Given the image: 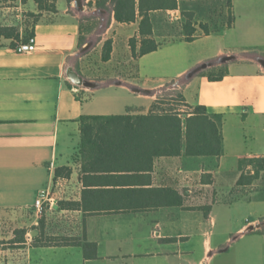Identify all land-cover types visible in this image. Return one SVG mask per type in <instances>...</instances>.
I'll return each mask as SVG.
<instances>
[{
    "label": "crops",
    "instance_id": "1",
    "mask_svg": "<svg viewBox=\"0 0 264 264\" xmlns=\"http://www.w3.org/2000/svg\"><path fill=\"white\" fill-rule=\"evenodd\" d=\"M99 1L48 0L56 8L48 12L39 10L37 0H15L20 21L25 19L20 14L25 8L38 15V22L27 21L37 50L17 54L10 41L0 39V264H214L230 243L241 239L234 251L236 264H264V172L250 186H237L244 171L254 173L245 161L264 158V0H233L232 25L227 0L180 1L177 10L152 11L153 39L161 47L136 60L129 41L141 40V18L117 23L114 5L108 1L99 6ZM186 12L195 15L197 33L192 42L184 33ZM27 23L18 27L21 35ZM201 24L208 26L209 34ZM81 36H86L83 46ZM93 38L98 54L108 39L113 40L111 60L102 61L101 71L123 52L135 62V74L97 78L87 73L83 65ZM87 43L89 50L81 53ZM192 46L198 47L196 57L184 64L183 49ZM224 57L234 59L219 62ZM206 63L213 66L202 72L226 75L210 81L199 74L182 94L187 104L222 115L221 157L161 158L151 171L116 175L113 181L121 182L119 186L102 185L98 175H82V116L124 115L128 109L146 114L165 86L156 82L159 78L181 79ZM70 65L101 87L80 88L75 94L66 76ZM115 78L116 83H108ZM186 87L194 90L186 94ZM51 163L54 173L60 168L72 170L69 178L79 190L72 203H80L83 192L90 190V207L118 208L123 202L162 198L145 191L173 188L185 204L144 212L87 214L59 209L43 218L47 229L52 218L58 223V232L48 235L82 238L85 234L89 243L97 245V258L86 259L82 246H37L38 225L30 212L38 192L52 182ZM227 163L232 168L231 183L220 174ZM253 226L259 228L249 231ZM22 229L25 242L12 243L15 231Z\"/></svg>",
    "mask_w": 264,
    "mask_h": 264
},
{
    "label": "trees",
    "instance_id": "2",
    "mask_svg": "<svg viewBox=\"0 0 264 264\" xmlns=\"http://www.w3.org/2000/svg\"><path fill=\"white\" fill-rule=\"evenodd\" d=\"M110 1L114 5V16L117 23H133L138 16L141 18L139 34L141 40L132 38L129 46L134 60L157 51L161 44L153 39V22L150 16L152 11L177 10L180 1L192 0H101L99 6H105ZM233 0H227L229 9V25H232ZM39 10L55 12L54 4L48 0H37ZM186 22L184 33L186 41L196 39L197 29L194 25V13L183 14ZM33 24L38 22V15L31 14ZM30 22L24 34L21 35L18 27L0 25V39L10 41L12 49L17 42L28 41L34 36ZM95 28L91 26L88 33ZM200 28L209 34L208 26L201 24ZM86 36H81L80 46H83ZM113 40L108 39L103 46L101 59L103 62L111 60ZM214 73H219L217 76ZM225 72L200 73L210 81H220ZM180 107V108H179ZM223 117L218 114H209L205 106H192L186 103L182 93L175 98H158L146 114L137 113L128 109L124 115L111 116H82L80 119L81 144L80 161L82 175H98L102 185L117 184L113 181L116 175L127 173H145L152 170L155 161L169 157H221L223 155ZM253 168V174L246 171L237 182V186H250L264 172V158H254L245 161ZM72 174L70 168L57 169V177L69 178ZM121 177V176H120ZM88 178V177H87ZM148 194H156L159 199H148L137 202H123L118 208L96 209L88 205L87 199L93 193L90 190L83 192L80 203L64 202L60 210H82L85 213L96 211H124L144 212L162 207H183L184 197L173 188L165 190H148ZM206 212V209H205ZM45 220L42 219L35 232L37 246H82L86 259L97 258V245L89 243L85 234L82 238L68 236H50L46 231ZM14 242H25L26 230H16ZM18 237L19 240L18 241ZM21 237V239H20ZM172 241V239H171ZM3 242L0 241V246Z\"/></svg>",
    "mask_w": 264,
    "mask_h": 264
},
{
    "label": "rangeland",
    "instance_id": "3",
    "mask_svg": "<svg viewBox=\"0 0 264 264\" xmlns=\"http://www.w3.org/2000/svg\"><path fill=\"white\" fill-rule=\"evenodd\" d=\"M23 1H27V0H23ZM17 8L18 7L15 4V0H0V25L1 24H16L17 27H21L22 25L26 24L27 21L33 22L34 18L30 16L31 14H33V12L30 9L25 8L26 11H24L23 13H20L22 14L23 18H25L23 21H20L16 17L17 12H18ZM175 32H177V30L176 31L172 30L171 33L174 34ZM3 42L4 41H2V43ZM97 44L98 43L96 42V39L93 38L91 50L89 51L90 55H87L85 64L83 63L84 64L83 68L84 70H87V73H89L90 75L91 74L99 75L100 77H97V78H106L107 76L110 77L111 75L116 78L118 76L131 77L135 74L136 72L135 62L131 59L130 55L128 56L123 52H119L118 54H116L113 58L112 64L109 65L107 69L101 71V69H104L102 68L103 67V62L101 59L102 54L100 53L98 54L96 51H94V48L97 47ZM183 50H184V64L185 63L189 64L193 62L194 58L196 57L198 47L197 46L185 47ZM177 55L181 56V53L177 52ZM100 71L101 73H99ZM171 72H173V69L169 71V73ZM218 74L219 73H214L215 76H217ZM175 77L176 76H171V78L169 79L159 78V80L156 81L159 83L160 82L165 83V86L162 89H160L159 92L157 93V97L166 98V99L175 98L180 93H182L186 84H188V82L191 80V79H188L186 76L181 79H177V80ZM116 78L115 80H109L108 83H116L117 81ZM193 90L194 89L191 87H186L185 93L189 94ZM231 170H232L231 164L227 163L225 167L220 171V174H222L223 176L222 178H227V181L229 180L228 183H231L232 181L231 178H233V174L231 173ZM30 213L32 215V218L35 219L34 211ZM57 224H58L57 221L52 218V223L50 225V228L46 229L47 233H51V234L57 233L58 232ZM241 242H242V239L238 241L237 243L235 242L230 243L227 246L228 247L227 250L216 258L214 264H223V262H225L224 264H236L234 260V251L236 250L238 246L237 244H241Z\"/></svg>",
    "mask_w": 264,
    "mask_h": 264
},
{
    "label": "built area",
    "instance_id": "4",
    "mask_svg": "<svg viewBox=\"0 0 264 264\" xmlns=\"http://www.w3.org/2000/svg\"><path fill=\"white\" fill-rule=\"evenodd\" d=\"M17 54H31L37 50V43L35 36H32L28 41H20L16 43V46L12 49ZM73 91L75 94L80 93V87L74 86ZM53 163L50 165V171L52 176L51 184L38 192L33 209L36 224L49 213L57 212L60 209V205L64 202L75 201L79 195L78 187L73 185L70 178L57 177L52 172ZM31 238V234H28Z\"/></svg>",
    "mask_w": 264,
    "mask_h": 264
},
{
    "label": "water",
    "instance_id": "5",
    "mask_svg": "<svg viewBox=\"0 0 264 264\" xmlns=\"http://www.w3.org/2000/svg\"><path fill=\"white\" fill-rule=\"evenodd\" d=\"M78 4V2H76V5ZM90 46L89 44L87 43L85 47H83L81 49V53H85L87 50H89ZM234 59L233 57H224V58H221L219 60V62L221 63H224V62H227L229 60H232ZM213 64L212 63H206V64H202L200 66H198L197 68H195L194 70H192L191 72H189L186 77L188 79H192L194 78L195 76L199 75L202 71L212 67ZM66 76L68 78V80L74 85V86H77V87H80V88H84V89H87V90H96L98 88L101 87V84L98 83V82H94L92 80H89L87 78H85L83 75H81L73 65H70L68 66L67 68V71H66ZM139 91V90H137ZM248 173H252V172H248ZM255 228H259V226L257 227H251L249 229V231H254Z\"/></svg>",
    "mask_w": 264,
    "mask_h": 264
}]
</instances>
